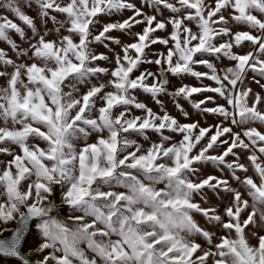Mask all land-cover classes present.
I'll list each match as a JSON object with an SVG mask.
<instances>
[{
    "label": "snow or ice",
    "instance_id": "1",
    "mask_svg": "<svg viewBox=\"0 0 264 264\" xmlns=\"http://www.w3.org/2000/svg\"><path fill=\"white\" fill-rule=\"evenodd\" d=\"M33 4L40 27L22 10ZM0 7L31 30L0 15V41L15 54L0 49V154L10 157L0 161V234L12 231L0 239V255L23 260L20 246L35 221L43 241L36 251L49 250L36 264H264V0H3ZM114 16L122 18L102 23ZM225 59L231 66L218 69ZM144 64L159 67L140 71ZM169 74L215 86L170 91ZM136 90L160 111L138 101ZM193 93L215 94L192 107L218 123H180L160 98ZM166 131L182 139L169 144ZM209 162L237 187L203 175ZM56 186L71 226L50 215ZM208 192L228 197L222 214L195 201L208 203ZM194 212L219 234L199 226Z\"/></svg>",
    "mask_w": 264,
    "mask_h": 264
},
{
    "label": "rangeland",
    "instance_id": "2",
    "mask_svg": "<svg viewBox=\"0 0 264 264\" xmlns=\"http://www.w3.org/2000/svg\"><path fill=\"white\" fill-rule=\"evenodd\" d=\"M133 2L137 3V5L139 6L141 0H133ZM0 3H3V0H0ZM22 10L27 15H29L30 17H33L35 19L37 26L40 27V21L38 19L37 8H36L35 4H33V6L31 8H28V7L22 5ZM146 11L150 12L151 9H146ZM0 15L8 16L9 19L13 20V22H16L18 25H20L21 27H23L25 29L26 35H28V36L31 35V30L26 25H24L13 14L7 12L2 7H0ZM128 15H130V13L125 12L123 14V18H126ZM121 18L122 17H120V16L104 17L102 19V23H106L109 20H116V19H121ZM48 27L49 28L52 27L51 22H49ZM142 27H143V25H137V26H135L134 30L139 32L142 30ZM236 28H237V30H247L246 26H244V25H238V26H236ZM112 34L114 36H120L121 40L125 43L131 42L128 37L123 36L121 33L113 32ZM160 34L163 35V33H160ZM10 36H11V39H13L18 45H22V46L26 47V45L22 44V41L20 40V37L18 36V34H16L15 32H11ZM247 43L248 42H245V45H247ZM94 47H96L97 52H106L107 51L103 47V45H96ZM152 48L158 49L159 51H164L163 46L153 45ZM0 49H3L4 51H6L9 57L15 58V54L12 51L11 47L7 44V42L0 41ZM117 50L119 51V49H117ZM240 50L241 49H234V51H240ZM108 54L111 55V53H108ZM101 63H103V62H101ZM104 66L111 68L113 65L105 64ZM226 66H231L230 62L227 59H225L223 61V64L217 65L218 69L226 67ZM158 67L159 66H157V65L144 64V65H141L140 71H143L145 68H151L153 71H156ZM195 70L207 71V69L204 68L202 65H196ZM131 75H133V76L139 75V72H136L134 70V73ZM169 76H170V86H169L170 91L174 90L176 87H179L181 84H185V85H188L190 87H201L202 85L215 86L214 82L211 80H208V79L197 80L195 77H192L191 75H186L183 77V79L171 76V74H169ZM104 79H107V77H104ZM249 80H251V75H249ZM3 84H4V80H3V78H0V86H3ZM252 87L255 90L259 91L258 86H256L254 83L252 84ZM134 95H136L138 101L144 102L148 107H151L153 109V111H155V112L160 111V105L156 104L148 94L143 93L141 90H136L134 92ZM205 95H215V94H212V93H204V94L193 93L189 99L178 98L177 100H173L172 96H170V95H164V96H161L160 98L163 101L164 108L169 112L170 115H172L174 118H176L178 120V122H180V123H191V122L198 121L201 126L208 127V126H211V125L218 123L217 118L212 114H199L198 110L192 107V102H198L200 100H203ZM217 100L219 103H224L222 98L217 97ZM177 102L185 109V111H187L189 113L187 118H185L183 116V114L180 113L179 110L175 107V104ZM209 106L214 107L215 105L209 104ZM201 107H203V105H201ZM132 111H133V114H135V115L141 114L139 110H136L134 108ZM0 126H3L2 121H0ZM17 127H19V126H17ZM233 128H234V130L238 131V129H236L235 126H233ZM165 134L172 137V139L168 142L169 144L177 143L182 139V137L179 133H171V132L166 131ZM149 135L151 136V140H153V141L157 140V138H158V134H152L150 132ZM133 138L138 139V142L143 143L145 145V147L149 146L148 142L144 141L143 138H138V137H133ZM95 141H96V136L93 135L92 137L89 138L88 142L93 143ZM41 146H43V145H41ZM82 146H83V141L80 142L78 147H82ZM17 151H18V149H17ZM213 154H216V153H213ZM6 159H10V157H8L6 154H0V161L6 160ZM226 159H229V158H226ZM201 173L203 175H214V176L222 177L224 179H227L229 181V183L232 185V187H237L236 183L232 180L231 173L227 169H225L224 172H221L219 169H217L210 162L201 166ZM193 179H195V177H193ZM157 187L163 188L164 185L161 184V185H158ZM114 190L115 191H125V189H123V188H116ZM221 197H223V200L218 198L212 192H208V203L201 201L199 196H195L194 199L197 203H200L202 207H205V208L213 207V208H215L216 212L222 214L223 210H224V203L228 200V197L224 196L223 193H221ZM51 199L54 200V202L56 204V211L53 214H51V216L53 218L59 220V221L64 222L68 226H71L72 221H70L68 219V217L70 215H72V212L67 205H64L61 203L59 186H56V190H55L53 197ZM46 203H47V201H46ZM76 215H79V213H76ZM192 215H193L194 220L198 223L199 226H201L202 228L217 232V234H219L218 230L213 229L212 226L207 222L206 218L202 214L194 212ZM13 223H14V221L9 223L8 227L10 229H12ZM2 227H3V225L0 224V229H2ZM8 232L9 231L2 232V234H0V236H4ZM42 242L43 241H42L41 234L35 228V222H34L32 227H31L29 236L25 242L24 249H23L24 253L32 261H37L38 259L41 258V256L43 254H47V252L49 251V250H45V252L43 254L36 251L38 249V246ZM200 242L204 243L203 240H200ZM250 242L252 244L257 243L255 238H250ZM89 256H91V253H89ZM0 264H18V263L5 261V262H0Z\"/></svg>",
    "mask_w": 264,
    "mask_h": 264
},
{
    "label": "water",
    "instance_id": "3",
    "mask_svg": "<svg viewBox=\"0 0 264 264\" xmlns=\"http://www.w3.org/2000/svg\"><path fill=\"white\" fill-rule=\"evenodd\" d=\"M52 204H53V207L51 209V214H53L55 211H56V204L54 202V200H52ZM35 221L33 222H30L29 224V228L25 234V237H24V240L22 241L21 243V246H20V253H21V256L23 257V260L20 259L19 257H8V256H3V255H0V262H5V261H8V262H16L18 264H36V261H32L25 253H24V245H25V242L29 236V233H30V230H31V227L33 225ZM17 226L16 222L14 221L13 223V227L12 229H14L15 227ZM11 235H12V231H9L6 235L4 236H0V239H10L11 238Z\"/></svg>",
    "mask_w": 264,
    "mask_h": 264
}]
</instances>
